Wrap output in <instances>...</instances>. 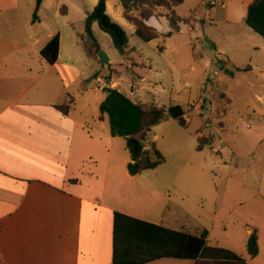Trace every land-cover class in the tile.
Segmentation results:
<instances>
[{
    "label": "rangeland",
    "instance_id": "rangeland-1",
    "mask_svg": "<svg viewBox=\"0 0 264 264\" xmlns=\"http://www.w3.org/2000/svg\"><path fill=\"white\" fill-rule=\"evenodd\" d=\"M16 1L17 10L10 14L17 26L34 35L29 42L37 40L29 51V66H48L34 54L48 35L60 34L63 62L80 66V78L88 80L89 86L92 72V79L108 83L113 70L115 81L122 84L117 88L129 99L184 109L186 127L169 119L151 128L145 148L150 152L154 146L164 162L141 173L148 185L128 201L150 211L155 218L148 220H163L164 225L172 220L175 228L206 230L209 246L231 250L247 261V232L257 229L261 242L256 261L264 264V199L256 197H264V174L259 168L264 165V40L240 22L250 0H215L207 10L201 5L206 0H183L176 14L192 22L182 23L178 33L165 37L169 32L165 19L151 18L148 24L159 37L148 43L134 35L118 0H108L107 15L125 32L128 46L127 53L119 54L111 38L93 24L100 50L111 59L109 66L96 55L87 57L79 41L86 15L98 0H42L38 11L37 0ZM24 41H28L26 34ZM72 90L76 94L73 115H86L94 126L97 105L90 102V95L82 100ZM221 110L224 116H219ZM104 126L109 128L107 122ZM198 136H205L206 145L212 147L197 151ZM118 142L123 144V139ZM156 264L193 262L177 259Z\"/></svg>",
    "mask_w": 264,
    "mask_h": 264
},
{
    "label": "crops",
    "instance_id": "crops-1",
    "mask_svg": "<svg viewBox=\"0 0 264 264\" xmlns=\"http://www.w3.org/2000/svg\"><path fill=\"white\" fill-rule=\"evenodd\" d=\"M108 6L106 0V13ZM17 7L16 0H0V264H111L114 212L173 230L200 233L175 228L172 220L169 225L148 220L155 218L150 211L128 201L133 194L143 193L148 182L143 174L127 173L130 156L126 142L111 137L104 126L108 121L99 113V105L106 93L97 89L98 81L104 79H92V72L89 86L88 80L80 78V66L63 62L60 34L56 62L49 65L40 56L54 34L48 35L34 54L48 66H29V51L37 40L29 42L34 35L17 26L10 14ZM115 74L107 84L125 94L117 88L122 84L115 81ZM73 88L82 100L90 95V102L97 105L94 126L86 115H73ZM70 100L64 115L56 106ZM85 108L80 107L82 111ZM259 168L264 174V165ZM256 197L264 199L260 194ZM260 240L261 231L258 254ZM257 257H249L246 263L260 264ZM173 260L177 259L147 264Z\"/></svg>",
    "mask_w": 264,
    "mask_h": 264
},
{
    "label": "trees",
    "instance_id": "trees-1",
    "mask_svg": "<svg viewBox=\"0 0 264 264\" xmlns=\"http://www.w3.org/2000/svg\"><path fill=\"white\" fill-rule=\"evenodd\" d=\"M41 2L42 0L36 1V11ZM118 3L123 9V19L134 27V35L144 43L159 37L157 31L148 24L151 18L165 19L169 28L165 37L178 33L182 23L192 22V18L183 19L176 14L175 9L182 5L183 0H118ZM61 10L62 14H65V8ZM36 11L33 21L37 20ZM244 23L264 40V0H252L248 4ZM93 24L111 38L112 46L119 54H125L128 48L126 34L107 15L106 0H98L86 16L84 34L80 37L82 49L87 57L94 59L100 51V45L93 35ZM58 54L59 35L56 34L41 49L40 56L49 65H53ZM108 69L111 71V67ZM113 74L115 72L112 70L111 75ZM105 93L108 95L100 103L99 113L108 121L110 136L123 138L126 142L130 156L127 173L136 176L157 168L164 162V157L154 146L148 152L145 148L146 138L151 128L169 119L186 127L184 109L179 105L161 108L151 103L133 102L116 89H106ZM225 99L228 103V98ZM71 103L70 100L56 108L66 115ZM224 115L225 110H221L219 116ZM206 143L205 136H198L197 151H201ZM207 237L206 230L191 234L114 212L111 264H147L159 259L189 260L193 264H247L245 259L231 250L209 246ZM246 251L250 258L258 255L257 229H253L248 236Z\"/></svg>",
    "mask_w": 264,
    "mask_h": 264
},
{
    "label": "built area",
    "instance_id": "built-area-1",
    "mask_svg": "<svg viewBox=\"0 0 264 264\" xmlns=\"http://www.w3.org/2000/svg\"><path fill=\"white\" fill-rule=\"evenodd\" d=\"M201 5L204 9H208V7H213L215 6V0H206L204 2H201ZM223 6V5H221ZM97 89H99L101 92H105V89H111L110 86H108V84L104 81V80H100L98 81V86Z\"/></svg>",
    "mask_w": 264,
    "mask_h": 264
},
{
    "label": "water",
    "instance_id": "water-1",
    "mask_svg": "<svg viewBox=\"0 0 264 264\" xmlns=\"http://www.w3.org/2000/svg\"><path fill=\"white\" fill-rule=\"evenodd\" d=\"M97 58H98V61L103 64L104 66H109L110 64V58L109 56L103 51V50H100L98 53H97ZM108 94H106L107 96Z\"/></svg>",
    "mask_w": 264,
    "mask_h": 264
}]
</instances>
